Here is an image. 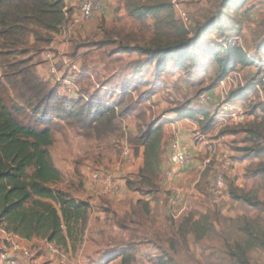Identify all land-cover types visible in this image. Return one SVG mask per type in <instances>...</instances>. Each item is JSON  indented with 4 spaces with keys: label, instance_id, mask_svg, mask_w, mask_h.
<instances>
[{
    "label": "rangeland",
    "instance_id": "obj_1",
    "mask_svg": "<svg viewBox=\"0 0 264 264\" xmlns=\"http://www.w3.org/2000/svg\"><path fill=\"white\" fill-rule=\"evenodd\" d=\"M170 2L175 19L182 24L179 14L185 13L190 29L196 24L206 23L218 10V0ZM118 6L123 8L122 0H102L101 11L70 31L69 46L64 52L54 49L52 41L48 46L39 48L40 52L48 49L56 58L55 67L60 82L49 75L48 62L40 56L33 59L35 72L39 66V70L44 69L47 73L49 79L45 83L49 88H55L65 98L69 94L66 89H69L82 102H85L82 96H86L87 100L96 97L106 102L111 96L108 94H113L123 85L119 76L131 72L125 67L143 62L144 59L135 53L117 52L124 44H134L133 39L141 45L150 42L153 37L152 20L142 24L133 20L125 10L120 15L115 12ZM246 8H250L247 16L234 17L239 24L234 26L241 29V36H232L231 32H227V37L221 39L216 34H210L199 44L198 50H203L205 42L226 46L236 37L247 49L244 38L251 40L253 32H256L254 36L257 38L254 41H259L264 30V0H250ZM73 9L64 10L75 14ZM25 57L13 56L9 57V61H20ZM59 57H66L77 66L78 71L69 72L58 60ZM5 60L0 56V76L6 72ZM173 68L168 66L166 73L158 79L153 77L156 72L154 67L144 68L140 75L135 76L145 80L148 86L138 87L133 92L134 102H137L135 112L116 117L114 130L106 136L95 137L77 125H68L62 118L54 117L51 124L53 145L49 153L54 166L62 174V181L53 188L89 206L86 226L78 224L74 227L72 238H68L65 247H60L68 264H122L123 258L128 261L127 264H264V177L252 174L264 166V154L246 156L239 151L251 146L241 129L261 116L262 105L260 98L242 103L228 100L231 93L245 84V79L250 82L257 75L247 78L240 74L241 84H230L224 101L238 104L245 114L243 122H236L216 118L211 104L203 107L195 104L200 93H207L219 82L218 68L213 59L202 60L189 74L174 73L171 71ZM228 77L232 74L222 80ZM105 82L109 84L103 87ZM208 95L213 104L220 103ZM13 97L11 94L12 103L20 106ZM181 105L207 112L211 123L206 124L204 130L199 126L192 134L191 139L198 148L189 150L191 154L187 153L190 156L187 166H172L175 173L170 170L162 172L153 187L139 186L137 174L143 148L136 147V139L146 132L150 124L158 123L164 114L172 113ZM253 107L257 108V112L252 115ZM116 113L119 114V111L116 110ZM17 117L25 125L35 124L36 118L28 110L18 113ZM125 151L128 155H124ZM225 161L229 165L220 172ZM95 172L101 176L96 183L90 181ZM218 176L223 179V188L214 191ZM107 178L115 186L114 191L105 190ZM131 182L137 184L134 186L136 192L128 190L127 185ZM230 190L259 201L263 209L256 210L232 200ZM176 193L183 198V211L179 215L173 212L170 205V199ZM196 225L201 230L207 227V234L200 240L194 232ZM41 244L35 242L26 247L30 253L27 260L34 258L37 252H44L46 243Z\"/></svg>",
    "mask_w": 264,
    "mask_h": 264
},
{
    "label": "trees",
    "instance_id": "obj_2",
    "mask_svg": "<svg viewBox=\"0 0 264 264\" xmlns=\"http://www.w3.org/2000/svg\"><path fill=\"white\" fill-rule=\"evenodd\" d=\"M249 1L218 0L217 12L206 23L188 29L175 19L170 0H122L125 12L133 20L142 24L152 20L153 37L142 45L133 39L134 44H124L117 53H135L144 60L125 67L134 72L119 76L123 85L108 94L111 95L108 101L92 97L82 102L80 98L75 101L62 97L55 88H49L36 74L33 62L40 56L39 48L48 46L59 33L64 21V0H0V56L6 59V72L0 76V229L25 241L38 239L65 247L68 238L73 236L74 227L85 226L89 206L53 188L62 181V174L49 153L53 145L54 117L62 118L68 125H77L95 137L106 136L114 130L116 117L135 112L137 102L132 94L138 87L148 86L145 80L135 78L144 68L154 67L153 77L158 79L168 66L189 74L202 60L211 58L218 68L219 81L238 68L254 66L255 58H249L243 46L224 48L205 42L203 50H198L199 44L210 34L221 39L227 37V32L241 36V29L234 26L239 25L234 17L249 14L250 8H246ZM262 34L263 39L256 45L258 51L264 50V30ZM13 56L25 58L9 61ZM247 83H256V77ZM108 84L105 82L103 87ZM245 91L240 88L231 93L228 100H244ZM11 94L20 106L12 103ZM261 108V116L241 129L251 145L239 150L246 156L264 154V108ZM24 109L36 118L35 124L25 125L19 120L17 114ZM252 109L253 115L257 108ZM173 112L178 119L198 123L203 130L211 123L207 112L188 105L178 106ZM162 138L163 126L150 124L136 139V147L143 148V166L137 174L139 186L153 187L162 173ZM252 174L264 177V166ZM136 185L128 183V190L136 192ZM229 196L253 209H263L259 201L238 195L234 190L229 191ZM194 232L200 240L207 234V227L201 230L196 225ZM4 252L0 251V255ZM127 263L123 258L122 264Z\"/></svg>",
    "mask_w": 264,
    "mask_h": 264
},
{
    "label": "built area",
    "instance_id": "obj_3",
    "mask_svg": "<svg viewBox=\"0 0 264 264\" xmlns=\"http://www.w3.org/2000/svg\"><path fill=\"white\" fill-rule=\"evenodd\" d=\"M102 10V0H82L78 3L77 9L73 11L75 14H69L70 10H64V21L59 28L58 34H63L66 32H70L72 29L88 22L94 13ZM179 19L182 22V25L185 28L190 24L189 19L185 13L179 14ZM190 29V28H188ZM232 46H242L241 39L239 37L232 38L227 45L223 46L224 48H229ZM40 57L43 61L49 63V75H52L56 82H60V78H58V74L56 71V58L49 52L48 49L43 50L40 52ZM63 64L64 68L69 70V72L78 71L77 66L69 61L66 57H59L58 59ZM260 69L256 76V86L260 93V103L264 108V64H259ZM240 76L237 72L233 73L232 77L228 78V82L230 84L240 83ZM64 83H67L64 81ZM70 84V83H69ZM87 100L86 98H83ZM195 104L199 107H203L206 105H213V109L216 111V118H223L229 119L236 122H243L245 120V114L242 112L240 106L236 103L222 101L219 104H213L211 97L205 93H200L195 101ZM167 154L169 158V162L172 166H187L190 163V156L187 154L184 145L181 140V135L179 132H173L170 139L167 142ZM126 150V149H125ZM124 155H128V151L124 152ZM229 165L228 161H225L221 167L220 172H223L226 167ZM100 174L95 172L91 175L90 181L91 182H99L100 181ZM106 191H114L116 188L113 185L112 181L107 178L105 184ZM223 188V179L221 176L216 178L214 184V191H219ZM170 205L174 209L173 212L176 215H179L183 211V198L180 194H174L170 199ZM47 251L54 257L56 264H68L60 247L56 246L52 243H46ZM11 251L13 255L10 256L7 251L0 255V260L7 262L8 264H16L17 256H20L24 259L29 258V251L26 248H21L18 245H14L11 247Z\"/></svg>",
    "mask_w": 264,
    "mask_h": 264
},
{
    "label": "crops",
    "instance_id": "obj_4",
    "mask_svg": "<svg viewBox=\"0 0 264 264\" xmlns=\"http://www.w3.org/2000/svg\"><path fill=\"white\" fill-rule=\"evenodd\" d=\"M79 1L80 0H64L65 9H67V8L73 9L74 6ZM123 11H124V7L119 8V6H118V8H115V12H118V14H120V15L123 13ZM95 18H96V16H95ZM255 33L256 32H253L254 35H255ZM70 34H71V32H66L63 34L54 35L53 39H52L53 43L51 44V46L54 49H57L59 52H64L69 46L68 42H69V38L71 36ZM72 35H73V33H72ZM254 35H252L253 37L251 40H248V38H244L245 47H247V49L246 48H244V49L246 50L248 57L249 58L254 57L256 60L254 66L242 68V69L238 68V70L231 73L232 75H233V73L237 72V73H239V76H241L240 74H242V76H246L247 78L248 77L252 78L253 76L257 75V72L259 70V64L260 63L264 64V50H262V51L257 50L256 45H257L258 41H254L257 39V38H255ZM262 39H263V37H262ZM37 69L38 70H37L36 74L38 75V77L41 78L44 75L43 76V77H45L44 80L42 78L41 79L44 82L48 81L49 77L47 76V73H45L44 69L43 70L40 69L41 72L39 70V66L37 67ZM171 71H173L174 73L178 72L174 68ZM46 78H47V80H46ZM228 78H226L224 80H219V82H217V85L215 88L209 89L207 91V93L210 94L211 96H213V98L215 97V101L217 99L220 102L224 101L225 96L228 93L229 87L231 86L230 83L227 82ZM241 81L242 80H240V82ZM247 81L248 80L245 79V84L240 83L241 89H246V91H245V97L246 98L244 100H236L240 103L247 102V101L250 102L251 100L256 101L257 98H260V93H259V90L257 89L256 83L248 84ZM144 87H147V86H144ZM67 90L69 91V94L66 96L68 99L76 100L77 98H79V96L76 95V93L74 91L66 89V91ZM82 98H86V96H82ZM161 119L162 120H160L158 123H156V125H162L163 126V138H162L163 154H162V167H161V169H162V172L170 170L173 173L174 168L172 167V165L169 162L168 155L166 154V148H165V144L168 142V136L170 134H172L173 132H176V131L179 132L181 135V140H182V143L184 145L185 150L187 151V153L189 152V154H191V152L189 150H197V148H198V146H197V148L195 147V145L191 139V136L193 133H195L197 131L199 125H198V123H195V122H192L189 120L178 119L176 113H174V112L166 114V115L164 114ZM199 119L202 120V118H199ZM140 159H141L140 168H142V166H143V150H141V152H140ZM88 219H89V214H87V220ZM86 223H87V221H86ZM85 226H86V224H85ZM0 235H1L0 238H2V240H3V242L0 243V251H7L10 256L13 255V252L11 251V247L14 246L15 244L21 248L30 247L35 242L40 243V244L42 243L41 245H45L44 241L38 240V239H33L31 241L22 240L18 237L7 234L4 231V229H0ZM8 241H10L11 243L10 242L8 243ZM44 249L45 250L43 253L42 252L41 253H38V252L35 253L34 258H31V260H26L20 256H17L16 264H44V263L56 264L54 257L47 251V248H44ZM0 264H8V263L0 260Z\"/></svg>",
    "mask_w": 264,
    "mask_h": 264
}]
</instances>
